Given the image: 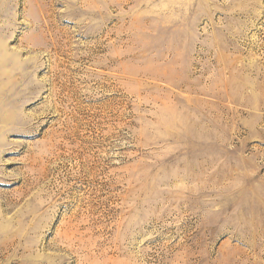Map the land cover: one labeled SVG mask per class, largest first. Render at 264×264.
<instances>
[{"label": "rangeland", "instance_id": "rangeland-1", "mask_svg": "<svg viewBox=\"0 0 264 264\" xmlns=\"http://www.w3.org/2000/svg\"><path fill=\"white\" fill-rule=\"evenodd\" d=\"M0 264H264V0H0Z\"/></svg>", "mask_w": 264, "mask_h": 264}]
</instances>
